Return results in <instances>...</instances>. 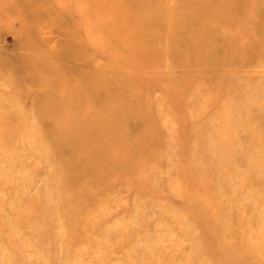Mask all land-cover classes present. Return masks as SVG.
Listing matches in <instances>:
<instances>
[{
    "label": "rangeland",
    "instance_id": "obj_1",
    "mask_svg": "<svg viewBox=\"0 0 264 264\" xmlns=\"http://www.w3.org/2000/svg\"><path fill=\"white\" fill-rule=\"evenodd\" d=\"M0 264H264V0H0Z\"/></svg>",
    "mask_w": 264,
    "mask_h": 264
}]
</instances>
